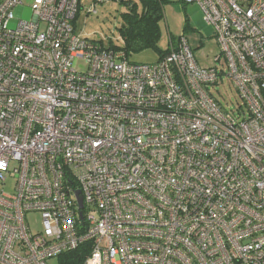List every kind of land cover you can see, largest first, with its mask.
Wrapping results in <instances>:
<instances>
[{
	"label": "built area",
	"instance_id": "built-area-1",
	"mask_svg": "<svg viewBox=\"0 0 264 264\" xmlns=\"http://www.w3.org/2000/svg\"><path fill=\"white\" fill-rule=\"evenodd\" d=\"M106 1L33 0L9 28L21 1L0 0V264L85 242L83 264H264V0H181L221 68L185 34L148 64L77 33ZM224 76L234 112L210 92Z\"/></svg>",
	"mask_w": 264,
	"mask_h": 264
},
{
	"label": "rangeland",
	"instance_id": "rangeland-1",
	"mask_svg": "<svg viewBox=\"0 0 264 264\" xmlns=\"http://www.w3.org/2000/svg\"><path fill=\"white\" fill-rule=\"evenodd\" d=\"M21 4L12 10L13 19L9 28H15L19 20H30L32 17L31 4L33 0H20ZM139 5V0H132ZM89 6V2L85 3ZM127 6L119 0H107L98 4L96 14H87L84 9L77 15L74 26L77 33L83 37L102 41L107 47L111 44L122 46L123 42L119 35L118 28L122 24L121 14L126 12ZM161 37L158 42L160 50L169 46L170 40H176L180 35L185 34L192 46L194 56L202 67L217 65L221 68L220 62H214V57L220 53L219 46L214 36V28L208 25L203 19L201 8L196 3H183L181 0H167L163 4V19L159 23ZM129 60L136 63H154L159 58V52L153 48L131 53ZM74 67L82 71L85 63L76 60ZM210 92L224 110L234 112L241 104V98L234 89L230 80L224 76L220 82L210 87ZM13 180L9 179L5 184L6 191H12ZM26 221L30 229L35 232L41 229V216L39 213H28ZM47 264H59L57 257L48 259Z\"/></svg>",
	"mask_w": 264,
	"mask_h": 264
},
{
	"label": "trees",
	"instance_id": "trees-1",
	"mask_svg": "<svg viewBox=\"0 0 264 264\" xmlns=\"http://www.w3.org/2000/svg\"><path fill=\"white\" fill-rule=\"evenodd\" d=\"M167 0H139V5L132 0H123L127 6L121 14L122 24L118 28L122 46L110 45V48H120L127 56L145 49L153 48L159 52V58L168 52L169 48L160 50L158 42L161 37L159 23L163 19V4ZM89 242H85L72 251L60 254L59 264H83L89 254Z\"/></svg>",
	"mask_w": 264,
	"mask_h": 264
},
{
	"label": "water",
	"instance_id": "water-1",
	"mask_svg": "<svg viewBox=\"0 0 264 264\" xmlns=\"http://www.w3.org/2000/svg\"><path fill=\"white\" fill-rule=\"evenodd\" d=\"M120 2L123 0H119ZM76 195H77V200H78V204H79V208H82V199L79 196V191H76Z\"/></svg>",
	"mask_w": 264,
	"mask_h": 264
}]
</instances>
